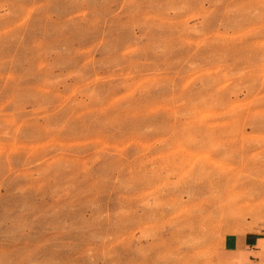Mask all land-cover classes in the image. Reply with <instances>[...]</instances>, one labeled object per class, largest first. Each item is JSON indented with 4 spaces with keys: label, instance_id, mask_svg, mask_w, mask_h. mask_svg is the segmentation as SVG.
Masks as SVG:
<instances>
[{
    "label": "rangeland",
    "instance_id": "obj_1",
    "mask_svg": "<svg viewBox=\"0 0 264 264\" xmlns=\"http://www.w3.org/2000/svg\"><path fill=\"white\" fill-rule=\"evenodd\" d=\"M264 235V0H0V264H228Z\"/></svg>",
    "mask_w": 264,
    "mask_h": 264
},
{
    "label": "crops",
    "instance_id": "obj_2",
    "mask_svg": "<svg viewBox=\"0 0 264 264\" xmlns=\"http://www.w3.org/2000/svg\"><path fill=\"white\" fill-rule=\"evenodd\" d=\"M220 256L228 264H264V235L236 234L220 248Z\"/></svg>",
    "mask_w": 264,
    "mask_h": 264
}]
</instances>
